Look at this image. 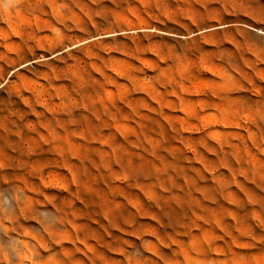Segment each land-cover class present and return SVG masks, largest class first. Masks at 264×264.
<instances>
[{
    "label": "rangeland",
    "instance_id": "1",
    "mask_svg": "<svg viewBox=\"0 0 264 264\" xmlns=\"http://www.w3.org/2000/svg\"><path fill=\"white\" fill-rule=\"evenodd\" d=\"M0 264H264V0H0Z\"/></svg>",
    "mask_w": 264,
    "mask_h": 264
},
{
    "label": "bare ground",
    "instance_id": "2",
    "mask_svg": "<svg viewBox=\"0 0 264 264\" xmlns=\"http://www.w3.org/2000/svg\"><path fill=\"white\" fill-rule=\"evenodd\" d=\"M258 32H260V31H258Z\"/></svg>",
    "mask_w": 264,
    "mask_h": 264
}]
</instances>
